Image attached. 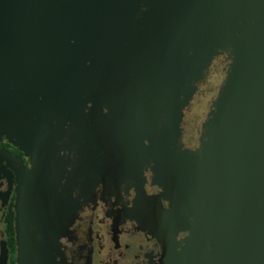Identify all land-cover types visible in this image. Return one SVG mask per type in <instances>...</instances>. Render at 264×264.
<instances>
[{
  "label": "water",
  "instance_id": "obj_1",
  "mask_svg": "<svg viewBox=\"0 0 264 264\" xmlns=\"http://www.w3.org/2000/svg\"><path fill=\"white\" fill-rule=\"evenodd\" d=\"M154 1L0 0V136L20 152L37 141L46 167L55 160L41 177L44 216L54 214L46 225L52 255L78 208L74 170L82 164L97 216L91 241L110 239L119 257L128 252L161 195L146 203V180L171 186L160 221L165 235L170 215L176 223L190 199L189 181L171 171L178 116L204 76L210 48L240 16L226 77L206 112L186 241L202 264H264V0ZM206 43L204 64L194 68ZM99 132L111 133L109 149L105 136L97 147ZM135 151L145 154L138 186L126 177ZM0 165L4 209L13 195L14 264H39L36 177L3 148ZM98 187L110 194L103 211Z\"/></svg>",
  "mask_w": 264,
  "mask_h": 264
},
{
  "label": "rangeland",
  "instance_id": "obj_2",
  "mask_svg": "<svg viewBox=\"0 0 264 264\" xmlns=\"http://www.w3.org/2000/svg\"><path fill=\"white\" fill-rule=\"evenodd\" d=\"M156 1V0H155ZM154 1V3H155ZM146 5L141 9L144 10ZM142 10L140 11L141 13ZM140 14V13H139ZM234 16V14L232 15ZM240 16L233 17L227 23L225 33L217 37L216 45L210 48V53L208 54L209 60L205 66V73L202 79L199 80L197 84V89L194 92L192 98L188 100V103L182 107V113L178 116L177 125L179 128L178 142L175 144V149H173V154L175 155V160L172 163L171 171L178 173L179 179L188 180V185L190 188V199H184L180 206V212L176 216V223L172 222V217L170 215L169 219V229L166 230L165 235H160V221L168 215L165 211V200L166 194L161 193L157 198L154 207L151 208L148 217V224L145 226L140 238L136 240V243L131 245L128 249V252L123 256L127 255L130 263L132 264H149L150 258L152 259L151 264H202L200 260L191 257L188 250V243L186 241L187 231H188V222L191 217L194 199L196 197L195 191L198 188V182L200 177L201 170V161L203 155V145L206 140L204 122L206 120V112L209 109L211 101L214 99L215 95L223 84V80L226 77V73L231 62V50L230 44L236 35V29L239 27ZM198 38L203 39V37ZM209 44L206 43L202 48V51L197 57V62L193 64V67H198V64H204V56L208 49ZM207 55V54H206ZM73 128V126H72ZM39 129V128H37ZM105 136L103 141L105 142V148L109 149L111 145L112 135L110 132L98 133L96 145L100 146L103 141L101 137ZM0 142H6L9 144L4 135L0 136ZM93 146L94 141L92 140ZM12 146L11 144H9ZM36 145V146H35ZM17 149V148H16ZM22 156L26 159L27 166L30 167L36 177L37 182V191L35 195V207H34V231L36 236L37 243V258L39 264H66L65 261V251L72 244V229L75 228L76 231H79V238H84L83 226L88 221L87 214L90 211V192L86 188V177L87 170L83 167V164L80 168L76 167L74 170L75 178L78 180V185L76 190L79 196V199L82 200L83 208L78 211L77 216L70 224V228L67 232L62 233L58 236L57 246L51 245L48 247L49 243V230L46 227L48 218L52 221L54 219V214L44 216L43 206H42V187L44 182L42 176H45V173L53 167L55 160L51 161L48 167L46 160L42 157V150L37 141H30L29 145L27 143L22 145ZM133 152L131 158L130 167L127 170L126 177L135 179V186H138L139 179L141 177V156L145 155L142 152V155ZM52 148L49 149V154L51 155ZM55 157V156H54ZM85 158V157H84ZM109 167V166H108ZM109 171V169H107ZM178 170V171H177ZM6 169L4 166L0 165V182L2 180L3 174H5ZM197 173V179L195 182H192L194 175ZM185 182V181H182ZM168 183V182H167ZM169 184V183H168ZM170 186V185H169ZM168 185H165L161 189L167 190ZM171 188V186H170ZM109 189V188H108ZM110 194H107L104 201L109 200ZM4 211V205H0V246L4 244V234L2 229V214ZM51 221L49 222L51 225ZM172 225V226H171ZM172 228L174 229V241L171 242L169 238V231ZM105 242V243H103ZM157 244V251L154 248V245ZM90 247H93L95 251H101L102 248L107 250L108 244H106V239L102 238L98 241H90ZM4 246V245H3ZM62 248V249H61ZM149 254V256H148ZM61 255L63 258H61ZM194 255V254H192ZM126 256V257H127ZM119 259L120 257L117 256ZM149 259V260H148ZM165 259V260H164ZM5 264V262H4Z\"/></svg>",
  "mask_w": 264,
  "mask_h": 264
},
{
  "label": "flooded vegetation",
  "instance_id": "obj_3",
  "mask_svg": "<svg viewBox=\"0 0 264 264\" xmlns=\"http://www.w3.org/2000/svg\"><path fill=\"white\" fill-rule=\"evenodd\" d=\"M5 143L6 142H0V144H5ZM7 145L10 146L9 144H7ZM0 148H3V149L10 151V152H13L15 155H17L18 157L21 158V160L23 161L24 164L27 165L26 159L22 156V154H21V156H19L16 152H14L12 150V148H14V147H12V146L2 147L0 145ZM14 149L17 150L16 148H14ZM147 173H149V171H147ZM161 188L162 187L158 182L149 183L146 180V183H145V202L147 203V199L150 195H152V197H153V196H158L161 193L166 194V191L161 189ZM97 190H99V195H101V192L103 193L101 206H102V211L106 210L108 208V201H104L106 199V197L104 196V191L101 187H98ZM74 196L77 198L78 208L74 209V211H73L74 214H73L71 220L75 219V217L78 214V211L83 208V205L86 204V203L85 204L82 203V200L79 199L77 192L74 193ZM12 199H13V195H12V192H10L7 202L9 200H11V209H12ZM90 204H91L90 211L87 214L88 221L83 226L84 238H82V239L79 238L80 232L76 231L75 228L72 229V236H73L72 244L67 248V250L65 251V256H64L66 264H132V262L130 263V260H129L127 255H125V256L121 255L120 259L115 255V249H113V243H112V241H110V239L106 240V244L109 245L107 247L108 248L107 250L102 248L101 251H95L94 248L92 249V247H90V245H89V242L91 241L90 240V230H91V226L93 225L91 220L95 221V219H97V216L91 215L92 204H93L91 195H90ZM6 205H7V203H6ZM5 208H6V206H5ZM4 211H5V209H4ZM4 211H3V214H4ZM3 214H2V218H1L2 229H3V220H2ZM95 222H97V221H95ZM102 223H103V220L99 221V225H101ZM103 243H105V242H103ZM111 252H114V253H111ZM148 256H149V254H148Z\"/></svg>",
  "mask_w": 264,
  "mask_h": 264
},
{
  "label": "trees",
  "instance_id": "obj_4",
  "mask_svg": "<svg viewBox=\"0 0 264 264\" xmlns=\"http://www.w3.org/2000/svg\"><path fill=\"white\" fill-rule=\"evenodd\" d=\"M2 147H10L6 143L0 144ZM14 152H16L19 156H21V152L12 148ZM13 210L11 209V200L7 202L4 214H3V234L4 241L7 251V259L6 264H14V238H13Z\"/></svg>",
  "mask_w": 264,
  "mask_h": 264
}]
</instances>
